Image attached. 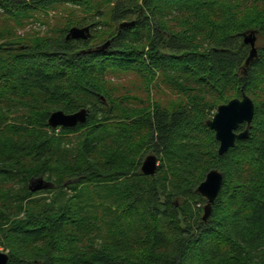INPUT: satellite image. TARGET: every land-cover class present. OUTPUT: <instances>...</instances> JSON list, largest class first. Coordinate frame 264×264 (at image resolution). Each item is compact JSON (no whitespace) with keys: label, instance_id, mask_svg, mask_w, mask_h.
I'll return each instance as SVG.
<instances>
[{"label":"trees","instance_id":"1","mask_svg":"<svg viewBox=\"0 0 264 264\" xmlns=\"http://www.w3.org/2000/svg\"><path fill=\"white\" fill-rule=\"evenodd\" d=\"M0 42L9 264H264V0H0ZM243 93L250 136L220 155L207 120ZM82 108L84 124L48 123ZM214 168L204 220L197 188ZM39 176L53 187L30 190Z\"/></svg>","mask_w":264,"mask_h":264},{"label":"water","instance_id":"2","mask_svg":"<svg viewBox=\"0 0 264 264\" xmlns=\"http://www.w3.org/2000/svg\"><path fill=\"white\" fill-rule=\"evenodd\" d=\"M135 24V21H125L120 27L126 28ZM91 25L73 26L69 29L67 39H89L92 35ZM245 42L251 46L250 55L246 65L258 55L257 34L256 31L245 33ZM110 41L98 47V50L107 49ZM89 110L82 108L78 111L67 113L63 110H56L49 117L51 127H75L87 122ZM255 116L254 100L246 93L241 97H236L218 106L214 116L207 120V125L214 130L216 140L219 142L218 152L220 155L225 154L231 148L235 147L238 140L249 138L251 133L252 122ZM245 124L244 129L241 126ZM159 166L158 156L149 154L144 159L141 170L146 175H155ZM223 173L214 168L210 170L205 179L197 188V192L206 198L204 206L203 219L208 220L212 214L213 204L215 203L223 184ZM51 181L46 180L43 176L34 177L29 182L30 190L36 192L43 189L52 188ZM10 255L8 251L0 249V264H9Z\"/></svg>","mask_w":264,"mask_h":264},{"label":"rangeland","instance_id":"3","mask_svg":"<svg viewBox=\"0 0 264 264\" xmlns=\"http://www.w3.org/2000/svg\"><path fill=\"white\" fill-rule=\"evenodd\" d=\"M28 30H30L29 28H27ZM1 43V42H0ZM132 78L128 79V80H131ZM3 250V249H2Z\"/></svg>","mask_w":264,"mask_h":264}]
</instances>
